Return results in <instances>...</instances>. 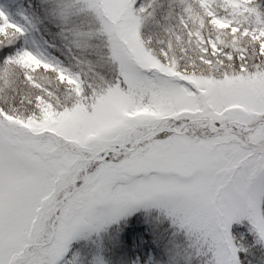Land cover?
<instances>
[{"label":"snow or ice","instance_id":"1","mask_svg":"<svg viewBox=\"0 0 264 264\" xmlns=\"http://www.w3.org/2000/svg\"><path fill=\"white\" fill-rule=\"evenodd\" d=\"M257 251L264 0H0V264Z\"/></svg>","mask_w":264,"mask_h":264},{"label":"trees","instance_id":"2","mask_svg":"<svg viewBox=\"0 0 264 264\" xmlns=\"http://www.w3.org/2000/svg\"><path fill=\"white\" fill-rule=\"evenodd\" d=\"M262 258H264V257L262 256V254H261L259 251H257V252L254 254V256L252 257V259L256 262V264H259V261H260Z\"/></svg>","mask_w":264,"mask_h":264},{"label":"rangeland","instance_id":"3","mask_svg":"<svg viewBox=\"0 0 264 264\" xmlns=\"http://www.w3.org/2000/svg\"><path fill=\"white\" fill-rule=\"evenodd\" d=\"M264 257V256H263Z\"/></svg>","mask_w":264,"mask_h":264}]
</instances>
